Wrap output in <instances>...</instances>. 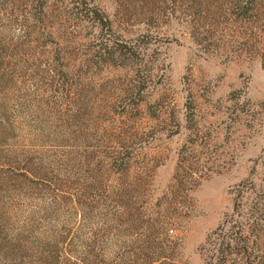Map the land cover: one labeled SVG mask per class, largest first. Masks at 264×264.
<instances>
[{
    "label": "rangeland",
    "instance_id": "rangeland-1",
    "mask_svg": "<svg viewBox=\"0 0 264 264\" xmlns=\"http://www.w3.org/2000/svg\"><path fill=\"white\" fill-rule=\"evenodd\" d=\"M235 224L264 263V0H0V264H207Z\"/></svg>",
    "mask_w": 264,
    "mask_h": 264
},
{
    "label": "trees",
    "instance_id": "trees-1",
    "mask_svg": "<svg viewBox=\"0 0 264 264\" xmlns=\"http://www.w3.org/2000/svg\"><path fill=\"white\" fill-rule=\"evenodd\" d=\"M257 230L253 226L243 232L237 224L233 225L231 231L224 234V239L212 243L207 264H264L258 259L256 252Z\"/></svg>",
    "mask_w": 264,
    "mask_h": 264
}]
</instances>
